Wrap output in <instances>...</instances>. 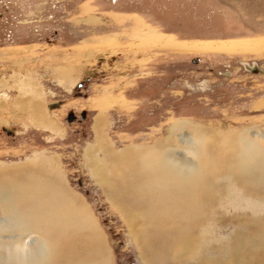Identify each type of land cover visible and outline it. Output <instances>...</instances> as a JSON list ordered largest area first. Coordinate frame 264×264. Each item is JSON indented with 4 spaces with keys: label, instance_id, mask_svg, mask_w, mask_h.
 Instances as JSON below:
<instances>
[{
    "label": "rangeland",
    "instance_id": "1",
    "mask_svg": "<svg viewBox=\"0 0 264 264\" xmlns=\"http://www.w3.org/2000/svg\"><path fill=\"white\" fill-rule=\"evenodd\" d=\"M64 67L74 70L68 85ZM204 136L218 150L226 140L264 149V0H0V178L45 164L92 218L110 264L144 263L94 168L109 165L112 152L150 146L196 161ZM235 178H216L211 195L222 206L210 208L209 232L189 259L177 248L182 263L218 257L220 245L224 264H264V248L233 251L257 228L264 233V194ZM28 226L0 183V254L18 243L38 251L36 233L23 239Z\"/></svg>",
    "mask_w": 264,
    "mask_h": 264
},
{
    "label": "bare ground",
    "instance_id": "2",
    "mask_svg": "<svg viewBox=\"0 0 264 264\" xmlns=\"http://www.w3.org/2000/svg\"><path fill=\"white\" fill-rule=\"evenodd\" d=\"M68 68L60 72L67 85L74 71ZM95 120L96 126L100 124L99 118ZM193 128L208 134L206 127ZM206 138L201 139L200 154L204 155L196 161L180 155L177 160L169 155L162 157L159 147L156 150L157 146H150L140 155L112 152L109 165L94 168L96 181L107 192L110 202L127 215L142 263L184 264L175 257L177 248L183 252L180 255L189 259L196 240L203 237V231L209 232L208 222L214 217L210 208L216 211L222 206L223 197L211 195L218 189L215 182L221 172H232L243 191L264 194V149H258L256 143L241 145L239 140H226L228 146L218 150ZM102 141L97 138V146L102 147ZM43 166L46 165L32 164V168L13 172L9 179L0 178L3 189L11 193L20 218L29 225L23 239L36 233L41 243L40 249L32 252L25 249L24 243L16 244L8 254L5 247L0 264H110L104 239L92 218L76 206L60 183L44 174ZM115 168L118 175H109ZM222 216L217 214L214 221L223 223ZM137 225L140 228L134 230ZM257 229L246 239L250 245L237 241L232 247L238 256L258 254V249L264 248V233ZM216 247L220 250L218 257L197 255V264H224L223 247ZM246 259L240 262L247 264Z\"/></svg>",
    "mask_w": 264,
    "mask_h": 264
},
{
    "label": "flooded vegetation",
    "instance_id": "3",
    "mask_svg": "<svg viewBox=\"0 0 264 264\" xmlns=\"http://www.w3.org/2000/svg\"><path fill=\"white\" fill-rule=\"evenodd\" d=\"M69 116H70L71 119H73V115H72V113H70Z\"/></svg>",
    "mask_w": 264,
    "mask_h": 264
},
{
    "label": "water",
    "instance_id": "4",
    "mask_svg": "<svg viewBox=\"0 0 264 264\" xmlns=\"http://www.w3.org/2000/svg\"><path fill=\"white\" fill-rule=\"evenodd\" d=\"M57 106L59 105V104H56ZM71 120V118L69 117V119H68V121H70Z\"/></svg>",
    "mask_w": 264,
    "mask_h": 264
},
{
    "label": "crops",
    "instance_id": "5",
    "mask_svg": "<svg viewBox=\"0 0 264 264\" xmlns=\"http://www.w3.org/2000/svg\"><path fill=\"white\" fill-rule=\"evenodd\" d=\"M66 84H67V82H66Z\"/></svg>",
    "mask_w": 264,
    "mask_h": 264
}]
</instances>
